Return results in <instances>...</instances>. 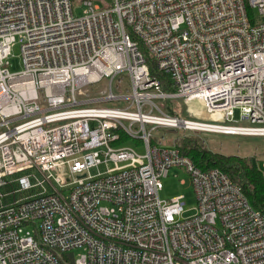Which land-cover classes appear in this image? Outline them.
<instances>
[{
  "label": "built area",
  "instance_id": "2783aa9c",
  "mask_svg": "<svg viewBox=\"0 0 264 264\" xmlns=\"http://www.w3.org/2000/svg\"><path fill=\"white\" fill-rule=\"evenodd\" d=\"M178 99L264 133V0H0V264H264V212L226 173L150 142L192 121L157 103ZM174 167L192 208L159 198Z\"/></svg>",
  "mask_w": 264,
  "mask_h": 264
},
{
  "label": "rangeland",
  "instance_id": "374dc122",
  "mask_svg": "<svg viewBox=\"0 0 264 264\" xmlns=\"http://www.w3.org/2000/svg\"><path fill=\"white\" fill-rule=\"evenodd\" d=\"M247 1V0H246ZM81 9L76 7L74 10L75 15L80 14ZM247 14L250 19H258V13L254 8H251L247 4ZM9 70L14 72L21 68L20 62V50L19 44H16L11 50V56L9 57ZM124 77V76H123ZM120 77H117L113 81V89L116 91V87L121 86L125 89L128 81L127 78H123L119 84ZM108 80L103 79L97 85H94L93 91H97L107 86ZM125 93H129V88H126ZM162 105L161 109L178 118L185 120H192L198 122H210L208 114L205 112L202 104L198 101H191L187 104L182 99L175 101H157ZM125 102L119 104L108 103L106 106H124ZM171 111H168L169 109ZM168 109V110H167ZM235 119L238 120V113L235 114ZM205 124V123H204ZM217 124V123H215ZM230 125L250 126L248 123H223ZM150 129V126H147ZM187 141V142H185ZM152 144H162L168 146H176L181 148L183 145H194L200 149L216 154L223 157H237L245 159V161H254L264 174V136L253 135H237L236 133L223 134L216 132H209L207 130H188L183 127L178 128H157L153 130L150 138ZM184 143V144H183ZM128 146L137 148L139 153H143V142L141 139L130 138L127 141ZM103 170V169H101ZM94 173V171H92ZM183 181V183H181ZM182 195L185 201V209H189L195 206V197L190 182L189 175L178 167L171 168L168 176L162 179V188L159 191V198L164 201H170L172 198ZM194 211L189 210L186 215L192 214Z\"/></svg>",
  "mask_w": 264,
  "mask_h": 264
},
{
  "label": "trees",
  "instance_id": "16d2710c",
  "mask_svg": "<svg viewBox=\"0 0 264 264\" xmlns=\"http://www.w3.org/2000/svg\"><path fill=\"white\" fill-rule=\"evenodd\" d=\"M147 60L151 62L150 59ZM150 67L151 73L162 83L163 90L169 91L167 78L162 74H156L151 64ZM168 109L172 112L171 108ZM179 150L202 170L217 168L226 173L242 190L251 206L264 212V174L254 161H245V159L237 157L218 156L200 149L196 144L183 145Z\"/></svg>",
  "mask_w": 264,
  "mask_h": 264
},
{
  "label": "bare ground",
  "instance_id": "6f19581e",
  "mask_svg": "<svg viewBox=\"0 0 264 264\" xmlns=\"http://www.w3.org/2000/svg\"><path fill=\"white\" fill-rule=\"evenodd\" d=\"M146 59H150L148 56H146ZM151 60V59H150ZM148 61V60H147ZM152 61V60H151ZM184 102V101H183ZM189 121V120H188ZM166 126H170V127H183L184 129H188V130H207L209 132H216V133H223V134H233L234 132L232 131H226L223 127V124H210V123H201L200 122H194V121H189L188 123H182V122H178L176 124H173L171 122H166ZM237 135H253V136H264V133L262 134H257V132H253V133H248V132H243V133H236Z\"/></svg>",
  "mask_w": 264,
  "mask_h": 264
}]
</instances>
